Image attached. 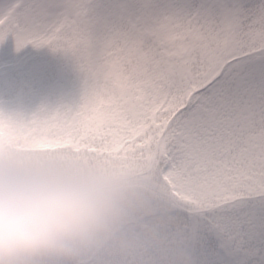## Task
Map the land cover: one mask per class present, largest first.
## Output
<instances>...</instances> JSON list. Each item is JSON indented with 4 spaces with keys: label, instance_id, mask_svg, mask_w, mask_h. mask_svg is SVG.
Returning a JSON list of instances; mask_svg holds the SVG:
<instances>
[{
    "label": "snow or ice",
    "instance_id": "1",
    "mask_svg": "<svg viewBox=\"0 0 264 264\" xmlns=\"http://www.w3.org/2000/svg\"><path fill=\"white\" fill-rule=\"evenodd\" d=\"M47 48L78 95L0 127L149 177L179 208L174 264H264V0H3L0 46Z\"/></svg>",
    "mask_w": 264,
    "mask_h": 264
},
{
    "label": "clouds",
    "instance_id": "2",
    "mask_svg": "<svg viewBox=\"0 0 264 264\" xmlns=\"http://www.w3.org/2000/svg\"><path fill=\"white\" fill-rule=\"evenodd\" d=\"M179 208L107 154L0 136V264H174Z\"/></svg>",
    "mask_w": 264,
    "mask_h": 264
},
{
    "label": "rangeland",
    "instance_id": "3",
    "mask_svg": "<svg viewBox=\"0 0 264 264\" xmlns=\"http://www.w3.org/2000/svg\"><path fill=\"white\" fill-rule=\"evenodd\" d=\"M0 2H3V0H0ZM14 46V41H8L0 46V63L4 64L5 67L12 65L13 60L9 58V55L12 53ZM30 48L31 46H28L21 50L18 58H30V52L24 53L25 49L28 51ZM47 56L49 57L43 61L44 67L41 70L35 68L30 75L25 74L22 78L19 77L20 73L16 75L15 77H18L15 79L14 85L4 91L6 97L10 98L0 96V100L5 101L11 108L25 110L29 115L42 104L54 108L62 102H71L78 95L81 88L80 74L77 73L78 71L73 64L62 56L53 55L51 52ZM54 92L55 95H52ZM7 131L13 136L17 134L12 130ZM4 132L5 129L0 127V136Z\"/></svg>",
    "mask_w": 264,
    "mask_h": 264
},
{
    "label": "trees",
    "instance_id": "4",
    "mask_svg": "<svg viewBox=\"0 0 264 264\" xmlns=\"http://www.w3.org/2000/svg\"><path fill=\"white\" fill-rule=\"evenodd\" d=\"M26 50L27 49H25V51ZM25 51L24 53L30 52V58L19 59V52L16 51L14 46L12 53L9 55V58L13 60L12 65L5 67L4 64L0 63V96L3 98H10L6 97L4 91L14 85L15 79L18 77H15L16 75H19L20 73L19 77L22 78V76L25 74L30 75V73L33 72L35 68L41 70L44 67L43 61L47 60V57H49L47 55L51 52L47 48L36 49L32 46L28 51ZM52 95H55V92L52 93Z\"/></svg>",
    "mask_w": 264,
    "mask_h": 264
}]
</instances>
